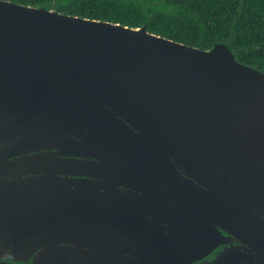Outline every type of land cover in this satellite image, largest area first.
<instances>
[{
    "label": "water",
    "instance_id": "1",
    "mask_svg": "<svg viewBox=\"0 0 264 264\" xmlns=\"http://www.w3.org/2000/svg\"><path fill=\"white\" fill-rule=\"evenodd\" d=\"M210 257L264 264V71L0 0V264Z\"/></svg>",
    "mask_w": 264,
    "mask_h": 264
},
{
    "label": "trees",
    "instance_id": "2",
    "mask_svg": "<svg viewBox=\"0 0 264 264\" xmlns=\"http://www.w3.org/2000/svg\"><path fill=\"white\" fill-rule=\"evenodd\" d=\"M59 13L147 26L150 33L211 49L230 43L236 59L264 71V0H4Z\"/></svg>",
    "mask_w": 264,
    "mask_h": 264
},
{
    "label": "flooded vegetation",
    "instance_id": "3",
    "mask_svg": "<svg viewBox=\"0 0 264 264\" xmlns=\"http://www.w3.org/2000/svg\"><path fill=\"white\" fill-rule=\"evenodd\" d=\"M214 259H215V257L214 258L210 257V258H207V259L199 262L198 264H209L210 262H214Z\"/></svg>",
    "mask_w": 264,
    "mask_h": 264
}]
</instances>
